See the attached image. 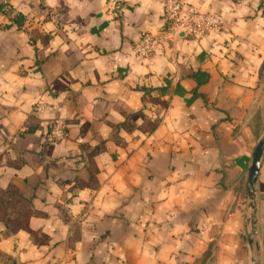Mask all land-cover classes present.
Segmentation results:
<instances>
[{"label":"crops","instance_id":"1","mask_svg":"<svg viewBox=\"0 0 264 264\" xmlns=\"http://www.w3.org/2000/svg\"><path fill=\"white\" fill-rule=\"evenodd\" d=\"M0 8V264H264L261 0H180L229 33L166 32L163 0ZM142 33L164 35L135 56ZM42 108H37V107ZM60 121L66 137L48 138Z\"/></svg>","mask_w":264,"mask_h":264},{"label":"built area","instance_id":"2","mask_svg":"<svg viewBox=\"0 0 264 264\" xmlns=\"http://www.w3.org/2000/svg\"><path fill=\"white\" fill-rule=\"evenodd\" d=\"M164 3V21L166 32L176 36L183 33L189 37H202L206 33L216 31L219 33H229V25L223 17L217 13H191L188 16L181 17L180 0H163ZM8 0H0V8H7ZM261 8L264 11V0H261ZM164 35H153L142 33L137 42L135 56L138 60L150 58L155 48L163 41ZM42 108L40 107H37ZM66 137L65 127L60 121L50 123L48 138L52 142H59Z\"/></svg>","mask_w":264,"mask_h":264},{"label":"water","instance_id":"3","mask_svg":"<svg viewBox=\"0 0 264 264\" xmlns=\"http://www.w3.org/2000/svg\"><path fill=\"white\" fill-rule=\"evenodd\" d=\"M184 35L183 33H178L177 36ZM264 155V132L261 138L256 143L255 149L252 154L251 164L247 170V196L249 200V210H250V219L249 226L250 231L247 235V242L249 247H253V236L255 235V209H256V185L259 176V170L261 166V160ZM253 264L254 261H253Z\"/></svg>","mask_w":264,"mask_h":264},{"label":"rangeland","instance_id":"4","mask_svg":"<svg viewBox=\"0 0 264 264\" xmlns=\"http://www.w3.org/2000/svg\"><path fill=\"white\" fill-rule=\"evenodd\" d=\"M264 88V87H263ZM262 93L264 94V89H262ZM263 131H264V125H263Z\"/></svg>","mask_w":264,"mask_h":264}]
</instances>
